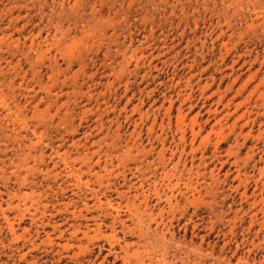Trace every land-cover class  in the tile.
<instances>
[{"label": "rangeland", "instance_id": "obj_1", "mask_svg": "<svg viewBox=\"0 0 264 264\" xmlns=\"http://www.w3.org/2000/svg\"><path fill=\"white\" fill-rule=\"evenodd\" d=\"M0 264H264V0H0Z\"/></svg>", "mask_w": 264, "mask_h": 264}]
</instances>
